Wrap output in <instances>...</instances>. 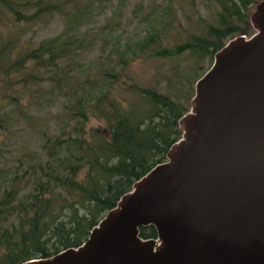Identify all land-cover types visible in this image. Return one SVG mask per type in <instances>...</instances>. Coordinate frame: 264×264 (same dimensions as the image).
Returning a JSON list of instances; mask_svg holds the SVG:
<instances>
[{
	"label": "trees",
	"instance_id": "16d2710c",
	"mask_svg": "<svg viewBox=\"0 0 264 264\" xmlns=\"http://www.w3.org/2000/svg\"><path fill=\"white\" fill-rule=\"evenodd\" d=\"M213 1L218 6L216 20L203 34L173 48L161 45L154 35L137 43L139 50H148V58L187 51L198 62L212 58L230 39L253 34L250 16L260 0ZM36 5V11L26 14L29 2L0 0V21L27 23L59 8L48 0H37ZM19 41V33L0 32V76L6 83L11 85L10 76L17 75L26 87L47 80L59 90L67 89L63 82L68 73L57 61L71 59L82 41L59 35L38 44L28 40L16 51ZM128 46V51L116 49L121 66L103 70L98 79L101 86L91 78L81 81L91 85H80L88 93L77 94L69 108L68 132L45 137V156L32 164L28 183L12 179L1 193L0 264L47 258L80 246L121 196L165 161L170 147L181 138L179 120L190 111L194 91L182 97L171 95L158 74L147 85L136 82L129 74L136 49ZM11 93L16 101L21 91L14 88ZM6 116L0 108V126ZM92 118L99 126H88ZM139 236L147 239L157 234L154 226L147 225L139 228Z\"/></svg>",
	"mask_w": 264,
	"mask_h": 264
},
{
	"label": "water",
	"instance_id": "95a60500",
	"mask_svg": "<svg viewBox=\"0 0 264 264\" xmlns=\"http://www.w3.org/2000/svg\"><path fill=\"white\" fill-rule=\"evenodd\" d=\"M250 22L196 81L166 160L80 246L20 264H264V0Z\"/></svg>",
	"mask_w": 264,
	"mask_h": 264
},
{
	"label": "rangeland",
	"instance_id": "374dc122",
	"mask_svg": "<svg viewBox=\"0 0 264 264\" xmlns=\"http://www.w3.org/2000/svg\"><path fill=\"white\" fill-rule=\"evenodd\" d=\"M21 1L29 2L26 14L38 9L37 0ZM48 1L59 6V11L43 12L27 23L2 24L0 21V32L4 35L19 33L16 51L28 40L38 44L59 35L77 38L82 43L71 59L57 61L59 68L68 73L67 81L63 82L67 89L59 90L47 80L26 87L21 85L17 75L10 76L11 85H8L0 76V108L7 112L0 126V195L12 179L21 185L28 183L32 164L45 156V137L68 132L69 108L77 94L88 93L82 91L80 85H91L81 81L91 78L94 83L103 70L120 64L118 47L128 51L126 45L131 44L136 49L132 52L136 56L129 69L136 82L147 85L158 74L169 94L180 97L192 90L195 92V79L208 70L214 60L213 56L195 62L187 51L168 58H148V50H139L137 44L155 35L161 45L173 48L192 35L203 34L216 20L218 6L213 0ZM98 85L101 86L99 80ZM14 88L21 91L16 101L9 96ZM88 126H99V122L92 118Z\"/></svg>",
	"mask_w": 264,
	"mask_h": 264
},
{
	"label": "bare ground",
	"instance_id": "6f19581e",
	"mask_svg": "<svg viewBox=\"0 0 264 264\" xmlns=\"http://www.w3.org/2000/svg\"><path fill=\"white\" fill-rule=\"evenodd\" d=\"M163 162H164V161H163ZM158 244H160V242L157 240V241H156V245H155V246H158Z\"/></svg>",
	"mask_w": 264,
	"mask_h": 264
}]
</instances>
